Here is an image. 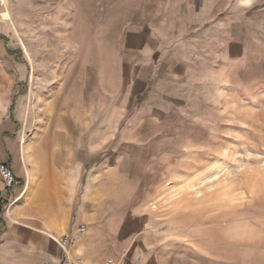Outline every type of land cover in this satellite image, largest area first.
Here are the masks:
<instances>
[{
  "label": "rangeland",
  "instance_id": "rangeland-1",
  "mask_svg": "<svg viewBox=\"0 0 264 264\" xmlns=\"http://www.w3.org/2000/svg\"><path fill=\"white\" fill-rule=\"evenodd\" d=\"M177 2L0 0V100L30 94L37 129L85 127L90 162L146 209L155 264H264V47L165 94L144 52Z\"/></svg>",
  "mask_w": 264,
  "mask_h": 264
},
{
  "label": "crops",
  "instance_id": "crops-1",
  "mask_svg": "<svg viewBox=\"0 0 264 264\" xmlns=\"http://www.w3.org/2000/svg\"><path fill=\"white\" fill-rule=\"evenodd\" d=\"M177 3V9H168L173 22L162 18L165 38L153 37L156 47L149 45L144 52L154 86L162 85L165 94L189 79L192 68L208 76L210 67L237 64L263 50L264 43L261 47L257 40L264 38L263 0ZM170 23L176 34L169 32ZM172 33L176 38L170 45ZM34 106L30 94L0 100V165L10 167L18 182L12 189L17 200L8 208L0 203V264H62L59 239L80 225L86 229L70 256L82 264H103L108 258L121 264H155L154 251L138 241L143 231L144 238H152L146 209L138 208L135 195L131 199L122 194L118 174L97 160L90 162L98 142L84 140L81 125L75 135L67 123L37 129ZM26 132L30 137L25 138ZM2 190L0 178V197Z\"/></svg>",
  "mask_w": 264,
  "mask_h": 264
},
{
  "label": "built area",
  "instance_id": "built-area-1",
  "mask_svg": "<svg viewBox=\"0 0 264 264\" xmlns=\"http://www.w3.org/2000/svg\"><path fill=\"white\" fill-rule=\"evenodd\" d=\"M0 178L3 184V195L0 197V203L4 208H8L13 204L17 197L12 193L13 187L18 183L13 171L5 164L0 165ZM86 227L80 225L71 233H67L59 239L64 257L62 264H82L79 257H71L70 253L76 246L77 236L85 231ZM103 264H121L117 259L108 258Z\"/></svg>",
  "mask_w": 264,
  "mask_h": 264
},
{
  "label": "trees",
  "instance_id": "trees-1",
  "mask_svg": "<svg viewBox=\"0 0 264 264\" xmlns=\"http://www.w3.org/2000/svg\"><path fill=\"white\" fill-rule=\"evenodd\" d=\"M0 39L6 40L4 36L0 35ZM12 53H16V51H12ZM12 109V108H11ZM3 211V207H0V213Z\"/></svg>",
  "mask_w": 264,
  "mask_h": 264
},
{
  "label": "bare ground",
  "instance_id": "bare-ground-1",
  "mask_svg": "<svg viewBox=\"0 0 264 264\" xmlns=\"http://www.w3.org/2000/svg\"><path fill=\"white\" fill-rule=\"evenodd\" d=\"M7 12H8V11H7ZM7 12H4V13H3V17H8V16H9V14H8Z\"/></svg>",
  "mask_w": 264,
  "mask_h": 264
}]
</instances>
